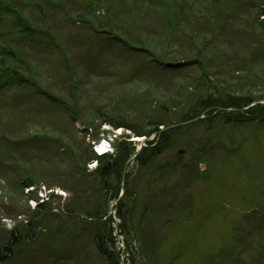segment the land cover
<instances>
[{
  "label": "rangeland",
  "instance_id": "1",
  "mask_svg": "<svg viewBox=\"0 0 264 264\" xmlns=\"http://www.w3.org/2000/svg\"><path fill=\"white\" fill-rule=\"evenodd\" d=\"M61 1V7L59 1L41 3L40 9L21 6L34 27L49 30L58 45L50 38L18 39L21 63L9 65L24 81H11L0 90V138L18 143L5 150L0 141V155L7 156L6 167L0 165V233L18 226V235L25 239L8 264H106L94 237L110 227L122 264H264V80L248 89L253 100L246 98L242 104L248 108L238 115L227 110L228 115L214 112L209 116L217 119H208L210 111L200 105L208 97H225L216 84L234 78L232 61L218 69L213 66L211 59L221 60L222 55L214 47L227 50L226 59H232L241 36L230 30L215 36L213 28L203 24L210 0H186V18L169 0ZM228 1L216 9L218 17L235 11L238 15L229 19V26L244 31L256 10H234ZM191 12L197 19L192 23ZM201 28L202 35L191 38L192 46L201 49L209 42L204 56L214 85L204 83L194 95L196 82L191 81L200 75L197 65L154 78V60H196V53L176 36ZM115 38L122 42L111 43ZM126 46L146 51L138 60L123 50ZM144 64L148 70H143ZM46 92L59 100L48 99ZM161 104L175 107L172 121L179 122V114L187 110L198 111L206 122L179 130L169 149L140 166L138 156L157 144V135L138 137L129 129L113 127L109 119L126 115L156 120L152 111L147 117L145 108ZM98 126L100 139L91 133ZM31 137L39 139L18 142ZM104 139L114 141V152L108 156L129 150L122 179L109 176L106 191L98 187L95 176L82 172L93 174L99 168L100 159L97 168L89 164L97 159L94 144ZM88 156L92 159L87 162ZM49 172L62 176L63 185L61 174L70 173V182L76 183L72 191L54 187L57 197L50 198L53 190L42 176ZM74 174L79 184L70 177ZM30 177L37 183L23 194L19 182ZM49 198L45 211L35 215ZM121 204L126 222L119 218ZM31 219L34 228L27 234L23 225Z\"/></svg>",
  "mask_w": 264,
  "mask_h": 264
},
{
  "label": "trees",
  "instance_id": "2",
  "mask_svg": "<svg viewBox=\"0 0 264 264\" xmlns=\"http://www.w3.org/2000/svg\"><path fill=\"white\" fill-rule=\"evenodd\" d=\"M59 1L60 7L62 6L61 0H0V90L3 88H6L10 86L11 81H19L20 84L22 83L21 81H24L23 76L19 74V71L17 69H13L10 65L9 62H18L21 63V59H19V52L15 46V43H18V39H23L26 41H33V40H44L46 38H50L54 43L56 42L52 34L50 33L49 30L44 31L42 29L35 28L30 19H28L25 15V13L21 10V6H27L29 8H41L42 5L41 3H46V2H56ZM80 2V0H75ZM171 5L172 2H175V4L180 8L183 17L186 18V10L188 8H184L186 4H188V1L182 0L181 4H178L176 0H169ZM228 0H210L209 2L211 3V7L206 8V15L203 17V24L211 26L213 28V34L215 36H220L221 33L226 31H231L232 33H235L236 35L241 36V44L239 42L238 47L235 48L233 51V55L237 54L240 56L236 55L232 59H226V53L227 50H223L221 47L218 46L216 49L214 47L215 51L222 52L221 55V60H219L217 57L211 59V62L214 63L213 65L216 69H218V66H225V64L228 62L231 63L233 62L232 70L233 77L234 78H226V80L222 82H218L219 84H216L218 86L216 87H222L220 89L223 92V95L225 97L219 98V97H208V99H203L200 103L205 108V111H210L205 117L208 119H217V115H213V117L209 116V114H213L214 112H220L222 114H226L228 112L227 110H231L234 115H238L239 112L242 110H247L248 106H245L242 104L243 101H246V98H250L248 100L249 102L253 100V95L249 91L250 89L252 90L253 87L256 88L257 85H260L264 80V19L261 20V17L264 18V0H231L230 3H232V6H234V10L236 7L239 8H248L249 11L251 9L256 10L257 15H255L253 18H250V23L248 22L247 25L243 28L244 31H237V29L232 28L229 26V19L234 20L236 19V16L238 14L232 13L228 14L225 13V17L219 18L218 14L216 12V9L222 8L220 6L222 3L225 4ZM93 2V1H91ZM91 2H86V5L92 6ZM168 0L164 1V3H167ZM229 2V1H228ZM84 3V2H82ZM20 7V8H19ZM226 15H229L226 17ZM190 18V22L192 23L194 20L197 21L196 19V14L191 12L190 15L188 16ZM180 18V17H179ZM189 18H187L189 20ZM193 20V21H192ZM218 22V23H216ZM211 29V28H210ZM212 30V29H211ZM219 31V32H217ZM176 32L173 31L172 34L174 35ZM204 33V30H203ZM208 33H210L208 31ZM202 35V28L197 31L195 34H191L187 36L179 37L176 36V39H182L185 45L183 47H189L191 48L190 51L195 52L197 55L196 60L193 61H187V62H181V63H168L164 64L163 62H159L158 60L154 62L155 63L152 66V69H155L154 72L157 73V75L154 78H160V75L162 74H176L177 72L184 71L187 69H190L192 67H195L196 65L198 66V70L200 71V75H197V78H193L191 81V84L194 85V80H195V86H194V95H196L199 91L200 88L205 84L204 83H210L211 87L214 85V83L209 81V74L206 73L207 69V63L209 62L208 59L204 56V53H206V48L209 46V42H205V46L203 48H197L193 47V42L192 39H196L197 37ZM210 38V37H209ZM236 39V38H235ZM122 42L120 39H111V43H119ZM57 44V43H55ZM58 45V44H57ZM127 45V44H126ZM109 48V47H108ZM126 49L129 52V55L135 54L136 57L139 56L142 57V52H145L146 50H142V48L136 49L133 48L132 46L130 47H125L123 50ZM135 49V50H134ZM194 49V50H192ZM128 55V54H126ZM135 57V58H136ZM206 60H205V58ZM238 59V60H237ZM20 60V61H19ZM224 62H223V61ZM218 61H221L220 64ZM143 70H148V67L144 64ZM154 67V68H153ZM138 71L137 73H139ZM240 73H245L241 77L239 76ZM218 70L215 73V77H218ZM221 75V74H220ZM143 78H140V80ZM27 81V80H26ZM29 82V81H27ZM244 82V83H243ZM237 85V86H233ZM244 84H247L245 86ZM255 85V86H254ZM251 86V87H250ZM249 89V90H248ZM188 92V89L187 91ZM193 94V93H192ZM239 94V96H238ZM46 96H48V99L50 100H59L55 96L51 95L50 93H45ZM175 95L180 96L177 93ZM222 97V96H221ZM207 98V97H206ZM173 99V98H172ZM197 99V98H196ZM173 102V100H172ZM244 103V102H243ZM198 105V106H200ZM263 105V104H260ZM182 106L181 105H178ZM147 112V117L151 114V111L155 113L158 116V119L154 120L153 118L147 119H142V118H136L135 120H132L128 116H123L119 117L117 119H109L110 124L115 127V128H126L132 131L136 136L138 137H149L152 136L153 134L157 135V144L156 143H151L154 144L151 149H144L142 153L138 156L137 162L139 163L140 166H147L152 160V158L155 156L161 155L165 150L169 149L172 140L174 141L176 133L179 132L181 129H189L192 128L193 125H198V124H203L206 122V118L204 119H199L201 114H198V111H194L192 113H187V110H184V114H179L180 115V120L179 122L172 121L170 119L171 111L175 109L174 106L168 107L166 104H161L157 108H151L148 110V108H145ZM154 109V110H153ZM263 111V108L261 109ZM181 113H183L181 111ZM129 115V114H128ZM264 115V114H263ZM130 116V115H129ZM143 117H146L144 114ZM191 119H190V118ZM141 119V120H140ZM192 121L190 124H183L186 122ZM197 121V122H196ZM175 123V124H174ZM193 123V124H192ZM183 124V125H181ZM175 128L168 129L171 126H174ZM179 127V128H176ZM101 127L98 126L93 130L91 128V133L94 136V138H99L101 135ZM161 127H164V130H161ZM101 138V136H100ZM99 138V139H100ZM38 138L31 137V138H26L24 140H19L18 142L20 144L23 143H33L35 140L37 141ZM45 139V138H44ZM51 139V138H50ZM0 141L2 143L3 148L5 150H11L13 145H18V143H14L6 137L0 138ZM49 143H51L53 140H48ZM0 147V151L2 152V148ZM187 149L192 147V144L188 142L186 144ZM128 150V148H127ZM126 149L121 152V154L115 156H105L100 158V166L99 168L92 174V173H87L86 170L82 169V172L84 175L87 177L95 176V178L98 179V187L102 188V190H107L105 187L106 179H108L109 176L113 175L115 178L119 179V181L122 179V174H123V168H124V162L126 158L128 157L129 150L127 151ZM89 155V153H87ZM8 155V154H7ZM92 158L91 156L87 157V162L90 161ZM0 165L2 168H5L7 165V156L4 153H1L0 155ZM69 174H61L65 176V184L66 186L63 185V179L62 176H55L54 174H49L42 175L43 178L45 179V183L48 184V187L50 188L49 190H53V192H50V198L54 197L56 194L54 192V187H60L64 188L67 191L71 192L73 183L76 184L75 182H70L69 179ZM70 177L75 179L74 181L79 182V179L77 178V175H70ZM67 178V180H66ZM39 179V178H38ZM47 179L51 182H47ZM73 181V180H72ZM68 182L70 184H68ZM37 183L32 179L31 177L29 178L28 181H20V187L22 189V193L25 194V190L29 186H34V184ZM57 197V196H55ZM50 198L48 201H43L38 205V208L34 210L35 215H39L43 211H45V208L48 203H50ZM122 204L119 205V218H121L124 222H126V215L125 212L123 213L122 211ZM34 219V218H33ZM25 223L23 225V229L27 231V234L31 231L33 227L31 221ZM20 228L18 226H15L11 230H3L0 233V245L2 244V248L0 249V264H8L13 261V259L16 257L15 249L21 245V242L23 241L24 238L20 237ZM94 242L95 246L97 248V252L99 256L102 258V260L106 264H122V260L120 259L119 253L116 251V238L114 235V228L110 227L107 230H105L104 233L97 234L94 237ZM25 240V239H24ZM24 242V241H23Z\"/></svg>",
  "mask_w": 264,
  "mask_h": 264
},
{
  "label": "built area",
  "instance_id": "3",
  "mask_svg": "<svg viewBox=\"0 0 264 264\" xmlns=\"http://www.w3.org/2000/svg\"><path fill=\"white\" fill-rule=\"evenodd\" d=\"M114 141L113 140H103L102 142H100L99 144H94V153L97 157H101L106 153H113L114 152V145H113ZM94 163V164H93ZM93 167L97 168L98 162H92ZM91 166V167H92Z\"/></svg>",
  "mask_w": 264,
  "mask_h": 264
},
{
  "label": "water",
  "instance_id": "4",
  "mask_svg": "<svg viewBox=\"0 0 264 264\" xmlns=\"http://www.w3.org/2000/svg\"><path fill=\"white\" fill-rule=\"evenodd\" d=\"M257 103H258V102H257ZM191 122H192V121H189V122H186V123H183V124H190ZM183 124H181V125H183ZM174 127H175V126H173V127L171 126V127H169V128H174ZM169 128H168V129H169ZM140 150H141V149H140ZM140 150H139V151H140ZM139 151H138V152H139Z\"/></svg>",
  "mask_w": 264,
  "mask_h": 264
},
{
  "label": "bare ground",
  "instance_id": "5",
  "mask_svg": "<svg viewBox=\"0 0 264 264\" xmlns=\"http://www.w3.org/2000/svg\"><path fill=\"white\" fill-rule=\"evenodd\" d=\"M138 141H139V142H141V140H140V139H138Z\"/></svg>",
  "mask_w": 264,
  "mask_h": 264
}]
</instances>
